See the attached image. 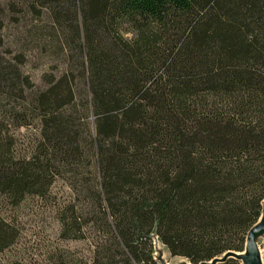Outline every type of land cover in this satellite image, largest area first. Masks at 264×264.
Instances as JSON below:
<instances>
[{
  "label": "trees",
  "instance_id": "1",
  "mask_svg": "<svg viewBox=\"0 0 264 264\" xmlns=\"http://www.w3.org/2000/svg\"><path fill=\"white\" fill-rule=\"evenodd\" d=\"M0 201L88 248L43 264H160L157 240L191 264L244 252L264 202V0H0ZM19 237L0 214V257Z\"/></svg>",
  "mask_w": 264,
  "mask_h": 264
},
{
  "label": "rangeland",
  "instance_id": "2",
  "mask_svg": "<svg viewBox=\"0 0 264 264\" xmlns=\"http://www.w3.org/2000/svg\"><path fill=\"white\" fill-rule=\"evenodd\" d=\"M27 71L36 80L42 72L34 67H29ZM0 214L5 219L13 221L20 232L18 245L5 256H1L0 262L2 258H12L20 260L23 264H43L47 253L57 252L56 249L61 251L71 249L78 258L89 256L88 248L84 243L62 242L59 239V226L56 221L47 211L35 207L30 201L17 210H7L0 201ZM263 220L264 218L261 217L259 222ZM256 242L261 255V264H264V233L257 236ZM155 249L156 258L164 264H191L186 259L172 257L159 241L155 242Z\"/></svg>",
  "mask_w": 264,
  "mask_h": 264
},
{
  "label": "water",
  "instance_id": "3",
  "mask_svg": "<svg viewBox=\"0 0 264 264\" xmlns=\"http://www.w3.org/2000/svg\"><path fill=\"white\" fill-rule=\"evenodd\" d=\"M261 217L264 218V202L262 204ZM262 233H264V220L260 222L258 221V223L253 228H251V230L249 231L247 238H246V244H245V250H244L245 254L244 252L227 253L224 256H222L223 257L222 259L217 258L210 263H204V264H220L229 258H233L237 260L238 262H243V264H261V255L258 249L259 247L257 245L256 238L259 234H262ZM159 262L160 264H164V262H161V261Z\"/></svg>",
  "mask_w": 264,
  "mask_h": 264
}]
</instances>
